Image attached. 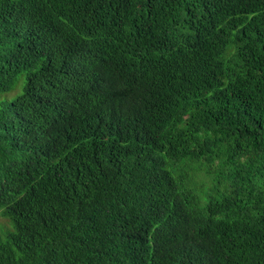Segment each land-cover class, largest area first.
<instances>
[{
    "label": "trees",
    "instance_id": "obj_1",
    "mask_svg": "<svg viewBox=\"0 0 264 264\" xmlns=\"http://www.w3.org/2000/svg\"><path fill=\"white\" fill-rule=\"evenodd\" d=\"M0 214V264H264V0H0Z\"/></svg>",
    "mask_w": 264,
    "mask_h": 264
},
{
    "label": "rangeland",
    "instance_id": "obj_2",
    "mask_svg": "<svg viewBox=\"0 0 264 264\" xmlns=\"http://www.w3.org/2000/svg\"><path fill=\"white\" fill-rule=\"evenodd\" d=\"M5 100L7 101V99H5ZM201 193L204 194L206 192H201ZM2 227L6 231H10L11 230V226H10L9 222L0 214V231L3 230Z\"/></svg>",
    "mask_w": 264,
    "mask_h": 264
}]
</instances>
